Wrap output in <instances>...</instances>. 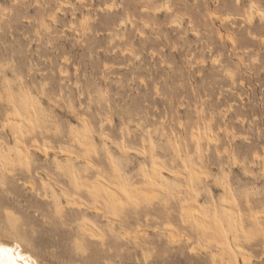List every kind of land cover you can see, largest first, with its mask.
<instances>
[{
    "label": "rangeland",
    "instance_id": "obj_1",
    "mask_svg": "<svg viewBox=\"0 0 264 264\" xmlns=\"http://www.w3.org/2000/svg\"><path fill=\"white\" fill-rule=\"evenodd\" d=\"M131 2L143 5L134 6L131 16L127 8L123 13L100 12L105 6L102 0H22L19 8L10 10L6 17L0 16V104L6 106L9 97L21 102L28 95L44 117L41 119L40 114L36 124L43 125L44 121L48 129L36 142H24L33 161L31 173L23 174V185L18 179L10 183L17 193V206L23 202L25 212L32 218L37 212L43 217L54 210L57 202L71 200L83 205L77 208L76 218L66 231L50 230L45 234L46 245L55 244L67 252L69 241L79 239L92 249V259L99 264H111L112 260L140 264L149 248L157 252L170 248L167 259L171 264H187L188 241L200 245L205 235V227L195 225L191 215L203 214L210 219L215 211L221 214L226 201L223 184L214 179L221 174L219 152L230 149L244 153L234 158L228 170L240 185V189L236 184L229 188L226 198L230 206L237 208L233 197L239 201L241 189L264 188V168L255 159L264 153V39L257 36L259 26L246 24L250 9L245 13L243 7L233 8L222 0ZM252 2L249 0V4ZM255 2L260 4V0ZM12 3L13 0H0V8ZM166 5H171V12L165 9ZM158 7L165 10L159 12ZM85 18L87 30L80 26ZM129 19L131 23L126 25L118 23ZM149 21L151 25L145 28ZM250 31L256 39L249 38ZM114 33L124 35L126 41L118 35L115 38ZM230 37L238 38V43L232 44ZM67 59L69 63L64 62ZM216 59L221 61L219 65L213 64ZM45 82L55 85L59 95L56 105L48 99H52V94L39 88ZM100 91L108 95L101 99ZM1 105L3 129V122L10 115ZM77 110L81 116L87 113V124L79 122ZM109 114L112 123L101 128L102 117ZM65 125L69 126L67 135ZM72 126L76 133L70 131ZM58 127L60 134L56 132ZM120 127L124 132L132 131L130 140L125 139ZM8 132L0 131V138L5 137V148L13 149L15 142ZM194 134H199L200 139L193 138ZM209 134L216 141H209ZM72 136L83 140L91 136L94 148L77 138L73 142ZM153 143L157 146L155 156ZM121 144L135 148L136 152L121 153ZM108 153L117 160L123 155L124 162L114 169ZM155 162L165 168L150 184L144 174L153 171ZM10 166L0 178L18 168L19 163L13 160ZM191 168L202 177L195 187L200 192L198 199L190 183ZM29 185L34 186V192ZM125 187L141 196H162L167 204L158 205L143 220L122 219L117 224L108 214L112 201L107 192L119 201L125 199L121 191ZM41 193L48 199H41ZM253 201L250 209L246 205L237 208L243 232L264 231L259 191ZM193 208L196 210L190 212ZM207 221L210 227L217 225ZM83 226L90 227L95 235L107 236L111 235L107 230L113 228L122 237L117 241L121 248L113 252V241L109 240L105 251L104 243L92 240ZM207 229L206 235L214 243L204 241L207 251L203 259L211 261L215 256L216 264L234 259L243 264L241 256H223L221 251L228 247L217 233ZM167 231L174 233L176 245H169L172 238ZM15 243L7 246L26 251L23 245L16 247Z\"/></svg>",
    "mask_w": 264,
    "mask_h": 264
},
{
    "label": "snow or ice",
    "instance_id": "obj_2",
    "mask_svg": "<svg viewBox=\"0 0 264 264\" xmlns=\"http://www.w3.org/2000/svg\"><path fill=\"white\" fill-rule=\"evenodd\" d=\"M104 3V7H102L99 11L104 13H113L119 12L123 13L124 9H129L128 15L131 16V9L136 6L139 8H143V5H134L131 0H102ZM22 0H13V3L8 7L0 8V16H5L10 10H15L21 6ZM223 4H227L230 7H243V11L245 13L251 10V14L246 16V24L259 26L261 31L257 34L261 39H264V0H260V4L257 5L255 0L251 4H249V0H222ZM26 6V5H25ZM39 7V4L35 5ZM165 9L168 12L172 11L171 5H166ZM165 9L157 8V11H164ZM147 11V9H144ZM159 19V18H158ZM167 22V21H165ZM178 22V21H177ZM121 25H125L131 23V20H121L118 21ZM151 25V21L148 24H145L144 27L148 28ZM80 26L87 30L88 27V19L81 21ZM46 27V26H45ZM73 28H76V25H73ZM51 31V29H48ZM254 30V29H253ZM142 34V33H141ZM249 38L256 39L257 36H253L252 32L248 33ZM221 39H224L221 36ZM232 44L238 43V38L230 37L229 38ZM262 51H264V45H262ZM139 59V57H137ZM264 60V57H262ZM221 61L219 59L213 60V64L219 65ZM105 67H107L105 65ZM229 76L232 75L231 72L228 73ZM40 89L46 90L48 93L52 94L51 103L55 104L59 99V95L55 93V85L49 82H45L39 86ZM99 97L103 99L108 94L104 91H100L98 93ZM80 107H83L81 105ZM111 108V105H109ZM92 109L89 108L88 112H91ZM11 115V113H9ZM18 115V113H17ZM75 115L78 117L79 122L81 124H87L88 115L87 113L81 116L79 110L75 112ZM103 123L100 125L101 128L104 127V124H111L112 118L111 115H107L102 117ZM183 127V124L180 125ZM8 128V124L4 125L3 129L0 131H6ZM65 131L64 134H69V126H64ZM57 134H60V128L56 129ZM72 133H76V127L72 126L70 129ZM135 131V129H133ZM151 130L149 129V132ZM120 132L124 135L126 140H130L132 136V131L124 132V128L120 127ZM22 135V133H20ZM107 140V137H104ZM119 141V137H117ZM83 147V145H81ZM121 153L127 152H136L135 148H130L127 145L121 144ZM153 155L155 156L157 146L155 143L152 144ZM163 151V148L160 149ZM142 155H146L147 153H140ZM97 158H99V153H96ZM221 157L219 163L222 165L220 171L221 174L214 177L218 184H223L226 189H229L232 184H236L237 188L240 189V185L236 182L235 177H231L229 175L228 170L233 166V160L237 155L243 156L244 153H235L230 149H224L223 151L217 154ZM110 163L112 167L115 169L117 165L124 162V157L121 155L120 160H117L112 157L111 153H108ZM256 160L261 162V167L264 168V153H260L255 157ZM227 160V163H225ZM32 158L30 154L27 157H23L20 161L18 168H16L13 172L9 173L7 176L0 178V247L3 244H11L13 242L16 243V247H20L23 245L24 249L30 253L29 256L25 257V264H99L98 261L92 259L93 251L88 246L84 245L79 239L75 241H69L67 252L63 250V248L58 247L55 244H45L44 236L50 230L56 231H66L69 226L72 224V221L76 218L77 208H83V205H79L77 203L71 202L69 200L68 203L57 202L54 210L49 211L43 217L39 212L36 213L35 218L28 215L23 206V202L17 206V193L15 189L12 187L10 180L18 179L20 180L21 185H23V174L31 173L32 170ZM214 166V165H210ZM250 174V173H246ZM47 187V186H45ZM35 190H33L34 192ZM121 191L125 199H121L115 203L108 205V214L115 218L117 224L121 222L122 219H135L139 218L140 220L145 219L150 216L156 209L158 205H166L167 200H165L162 196H141L136 194L133 191H129L127 187L122 188ZM259 191V200L262 205L260 209V214L264 215V188L255 189L253 186L250 189H241L240 190V199L236 200V197H233V202L236 203L237 208H242L246 205V209H250L253 207V197L256 192ZM41 199L47 200L48 197L40 194ZM111 233L110 236L104 234H98L92 237V240L97 242H102L105 245V251L108 250L109 245L107 242L109 240L113 241L110 245L111 250L113 252H117L121 245L117 243L122 237L120 233L115 231L113 228H109L107 230ZM203 235L201 237V244L197 245L193 241H188V245L185 248V254H190V258L187 264H216V257L213 256L211 261L207 259H203V253L207 251V248L203 246L204 241L211 244L214 241L209 240L206 235L209 231L207 228L202 229ZM236 245L238 246V250L240 254H245L246 258L243 260V264H264V231L256 232L255 230L245 231L242 234L237 233L235 236ZM177 240L175 238L169 241V245H176ZM100 245L98 244L97 247ZM232 244H229L228 247L231 250L235 247ZM4 252L10 251L9 248H2ZM178 250V249H177ZM171 254V249L161 250L159 252L149 248L144 253V258L140 261V264H171V262L167 259V257ZM235 255V253H233ZM63 256V259L59 257ZM50 257H57L55 259H50ZM71 257V258H69ZM111 264H124V262L119 260H112ZM135 264V262H133ZM227 264H241L239 259L229 260Z\"/></svg>",
    "mask_w": 264,
    "mask_h": 264
},
{
    "label": "bare ground",
    "instance_id": "obj_3",
    "mask_svg": "<svg viewBox=\"0 0 264 264\" xmlns=\"http://www.w3.org/2000/svg\"><path fill=\"white\" fill-rule=\"evenodd\" d=\"M65 3V2H64ZM63 3V4H64ZM68 3V2H67ZM66 3V4H67ZM66 4L64 5V6H66ZM67 6H70V5H67ZM145 8V7H144ZM157 12V11H156ZM160 12V11H159ZM130 20V19H129ZM178 23V22H177ZM126 25V24H125ZM131 25H133V24H131ZM116 37H115V36ZM114 35L112 34V36H114L115 38H118L117 37V35L120 37V34H117L116 35V33H114ZM122 35H123V33H122ZM121 35V36H122ZM129 35V34H128ZM127 35V36H128ZM124 36V35H123ZM122 36V37H123ZM256 36V35H255ZM122 37H120V39L122 38ZM129 37V39L130 40H132V38H131V34L128 36ZM123 39V38H122ZM121 39V40H122ZM125 39V38H124ZM123 39V40H124ZM121 40H119V41H121ZM122 40V41H123ZM263 40V39H262ZM112 41H114L113 40V38L111 37V42ZM121 41V42H122ZM126 40H124L123 42H125ZM264 41V40H263ZM118 42V41H117ZM123 42L121 43V44H123ZM127 42H129L128 41V38H127ZM115 43V42H114ZM116 44V43H115ZM114 46V45H113ZM123 49V48H122ZM124 51H125V49H123ZM120 52L122 51V50H119ZM124 51H122L123 53H124V55H125V52ZM128 51V50H127ZM126 51V52H127ZM127 53H130V51H128ZM121 55H123L122 53H121ZM123 55V56H124ZM129 55V54H128ZM131 55V54H130ZM66 59V58H65ZM68 60V59H67ZM65 63L66 62H68L69 63V60L68 61H64ZM63 71V70H62ZM61 71V72H62ZM67 76V75H66ZM78 82L76 81V84H77ZM76 88V87H75ZM42 93L44 94V91H42ZM81 96V95H80ZM49 100H51L50 98H48ZM7 104H6V106H2L1 104V106L8 112V113H11V115L9 116V118L8 119H6L4 122H3V124H2V127L4 128V125L7 123L8 124V130H9V135L11 136V138L14 140V142H15V148H13V149H10V148H5L6 146H7V143H6V139H5V137H1L0 138V164L2 163V165H0V174H1V176L2 175H4L5 173H4V170L5 169H8V164H9V166H10V164H13V160L14 161H16L17 163H19L20 164V161H21V159H22V154H23V157H27L28 155H29V150L23 145L24 144V142L25 141H29V142H36L39 138H40V136L42 135V134H46L47 132H48V129L44 126V124H45V122L43 121L42 123H43V125H38V124H36V122H38V119H39V117H40V114H41V119L43 118L44 119V117H42V113H39V111H38V108H35V105H34V103H33V101L31 100V98L28 96V95H26L25 97H24V99L23 100H21V102H18V101H14V100H12V99H10V97H9V99L7 100ZM5 103H6V101H5ZM56 105V104H55ZM52 107H53V105H51ZM71 106V105H70ZM72 107L73 106H71V110H72ZM74 110V109H73ZM74 112V111H73ZM17 113H18V115H17ZM37 115H39V116H37ZM24 117V118H23ZM84 127H88V125H84ZM90 131V130H89ZM5 132V131H4ZM57 132V131H56ZM20 133H22V135L20 134ZM199 134H200V132H199ZM199 134H194L193 135V138H195L196 137V139L197 140H199L200 138H199ZM105 136H107V135H104L103 136V139H104V137ZM208 136V139H209V141H216V139H214V137L212 136V134L210 135H207ZM206 136V137H207ZM73 137V139L74 138H77L80 142H82L83 144H85V146H87V145H91V148L93 149L94 147L92 146V138H91V136H85V139L83 140L82 138L80 139V138H78V137H76V136H72ZM108 137V136H107ZM10 138V139H11ZM236 138V137H235ZM72 139V141L74 142L75 141V139L73 140ZM108 139V138H107ZM8 141V140H7ZM199 142V141H198ZM82 143H80L81 145H82ZM6 145V146H5ZM33 145V144H32ZM84 146V145H83ZM9 147V146H8ZM11 147V146H10ZM41 147V146H40ZM120 147V146H119ZM85 148V147H84ZM39 149V148H38ZM85 149H87V148H85ZM88 149H90L89 147H88ZM120 149H121V147H120ZM90 151V150H89ZM45 152V151H44ZM65 152H63V154H64ZM66 154H69V155H71V152H66ZM13 157H15V159H13ZM77 158H79V156H77ZM80 159H82V158H80ZM5 160V161H4ZM186 162V161H185ZM155 164V166H154V168H153V171L151 172V173H145L144 174V178L145 179H147L148 180V182L150 183V184H154L155 183V181H156V177H157V175H159V173H161V171L165 168L163 165H161V164H159V163H157V162H155L154 163ZM192 165V164H191ZM3 166V167H2ZM190 166V165H189ZM11 167H13L12 165L10 166V169H11ZM195 168V167H194ZM194 168H191V174H192V178L191 179H193V181H191L190 183H191V186H192V188L194 187H196L198 184H200V181H201V179H202V177H201V173L198 171V170H196V169H194ZM14 169V168H13ZM12 169V170H13ZM167 171H168V173L169 174H171V175H177L175 172H173V171H171V170H168V169H166ZM6 171V170H5ZM9 172V171H8ZM11 172H13V171H11ZM50 178V177H49ZM30 186V185H29ZM77 187H78V185H76ZM84 186V185H83ZM83 186H81V187H83ZM224 186V185H223ZM84 188V187H83ZM189 188H191L190 186H189ZM223 188H225V187H223ZM30 189L31 190H34L35 188H34V186L33 185H31L30 186ZM196 189V188H195ZM63 191V193L65 192L66 193V191H64V190H62ZM90 191V190H89ZM92 192V191H91ZM224 192H226L225 193V199H226V201H224L225 202V204H223V210H222V212H221V214L219 213V212H217V211H215L214 212V215L210 218V219H208L205 215H203V214H201V216L202 217H200L199 215H197V217H196V215L194 216L193 214L191 215V217L193 218V220H194V224L195 225H197V226H202V227H205V228H210L214 233H217L218 235L217 236H220V238H218V239H220V240H222L225 244H226V246L228 247V245L229 244H232V245H234L235 246V236H236V234L237 233H243V229H242V224H241V213H240V211L237 209V208H235V207H232V206H230V204H228V200H227V195L230 193L229 192V189H226L225 188V191ZM64 193V194H65ZM91 194V193H90ZM107 197L112 201V203H115L116 201H117V198L116 197H114V194H112V193H109V192H107ZM195 197H196V199H198L199 197H200V192L198 191V188L196 189V193H195ZM192 204V203H191ZM192 206H194L193 204H192ZM87 208L89 207L88 205L86 206ZM90 208H92V206L90 207ZM90 208H88V209H90ZM95 208V207H94ZM198 210L197 211H199V212H201V213H203V211L202 210H200L198 207H196ZM196 208H195V210H196ZM94 210V209H93ZM92 210V211H93ZM194 210V208H193V210H191L190 209V212H193V211H195ZM96 211H98L97 209H96ZM199 216V217H198ZM207 220H211V222L212 223H215V222H217V225H213L214 227H210V226H208L207 224H209V222L207 221ZM82 230H84V231H86V232H88V233H90V235L91 236H95V233L91 230V228L90 227H86V226H83L82 227ZM139 231V230H138ZM136 232L137 234H139V232H141V231H139V232ZM169 231V230H168ZM167 231V232H168ZM168 236L169 237H171L172 239L173 238H175V236H174V233H170V232H168ZM214 236V235H213ZM216 236V237H217ZM215 237V236H214ZM17 243V242H16ZM15 243V244H16ZM13 244V243H12ZM11 244V245H12ZM13 246V245H12ZM4 247H6V248H9L10 249V251H8V252H4L3 250H2V248H4ZM20 247H22V246H20ZM28 253V254H27ZM26 253V251H24V250H22L21 248H15V247H10V246H7V244H3L2 245V247H0V264H25V257H27V256H29L30 255V253L29 252H27ZM228 253H235V255H237V256H241V258H242V260H244L245 258H246V254H240L239 253V250H238V247L237 246H235V247H233L231 250L229 249V247H228V249L227 250H224V251H221V254L223 255V256H227L228 255ZM227 264V263H226Z\"/></svg>",
    "mask_w": 264,
    "mask_h": 264
}]
</instances>
